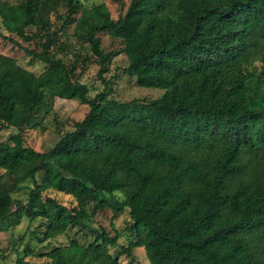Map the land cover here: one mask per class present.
Returning a JSON list of instances; mask_svg holds the SVG:
<instances>
[{"label":"trees","instance_id":"obj_1","mask_svg":"<svg viewBox=\"0 0 264 264\" xmlns=\"http://www.w3.org/2000/svg\"><path fill=\"white\" fill-rule=\"evenodd\" d=\"M80 7L0 0L4 38L46 66L37 75L0 53V125L18 131L0 144V226L23 215L41 220L44 244L92 223L99 210H129V258L141 248L150 264H264V0H131L117 20L105 4L76 17ZM71 25L101 67L105 90L94 98L77 64L59 57ZM103 33L123 50L105 53ZM120 55L139 87L164 94L143 103L110 98L104 74ZM56 99L89 110L40 152L22 131H44ZM28 182L19 202L14 194ZM44 257L121 264L98 241L72 240Z\"/></svg>","mask_w":264,"mask_h":264},{"label":"rangeland","instance_id":"obj_2","mask_svg":"<svg viewBox=\"0 0 264 264\" xmlns=\"http://www.w3.org/2000/svg\"><path fill=\"white\" fill-rule=\"evenodd\" d=\"M1 1L13 2L15 0ZM130 1L80 0L81 7L76 17H80L83 10L105 4L111 17L117 20L126 13ZM74 32L75 26L71 25L67 30V36L61 39L64 41L65 51L59 54V57L70 66L77 64L76 78L88 86L89 95L94 98L105 90V85L99 75L101 67L91 53L89 46L81 43L74 36ZM4 36H9V34L0 20V53L17 60L23 68L37 75L45 70L46 66L43 63L28 57L23 49L10 43ZM100 36L102 38V49L105 53L123 50L124 45L120 40L110 37L107 33ZM22 45L31 49L36 47L34 43H22ZM127 66V58L125 55H120L112 61L109 71L104 74V78L109 82L110 90L108 93L110 98L120 103H143L157 99L164 94L165 91L162 89L139 87L136 84V79L125 73ZM88 110V106L82 105L79 101L56 99L52 113L43 122L44 131L32 128H25L22 131L25 143L40 152L52 149L62 135L73 129L74 123L86 117ZM17 133L18 131L13 128H3L0 125V144L8 142L11 136ZM1 174H3V171L0 169ZM46 183L49 184V179ZM32 186V182L25 183L14 194V197L19 202H26ZM46 195L59 200L69 208L77 205L72 197L53 190L47 191ZM120 206L118 205V207ZM92 209L93 204L89 207L90 212H92ZM131 224L129 210H125L114 217L113 210L106 208L99 210L94 215L92 223L74 228L64 236L40 244L38 238H43L46 223L41 220H29L23 215L0 226V264H18L19 262H24V264H49V260L44 257L45 254L57 247L69 245L72 240L82 244L98 241L111 254L120 257L121 264H150L145 251L141 248L132 251V258L123 254L125 248H128L130 243L134 241V235L129 231ZM117 235L119 238L115 241L114 238Z\"/></svg>","mask_w":264,"mask_h":264}]
</instances>
